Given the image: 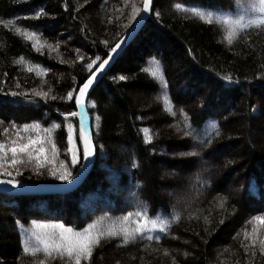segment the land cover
I'll list each match as a JSON object with an SVG mask.
<instances>
[{
    "label": "trees",
    "instance_id": "1",
    "mask_svg": "<svg viewBox=\"0 0 264 264\" xmlns=\"http://www.w3.org/2000/svg\"><path fill=\"white\" fill-rule=\"evenodd\" d=\"M133 2L142 8V0L127 5L124 0H0V21H13L9 27L0 23V81L5 91L51 87L50 95L57 97L0 108V141L10 143L12 133L3 134L9 122L38 123L41 129L60 124L53 129L52 143L58 159H65L71 122L78 148V161L70 165L72 177L80 171L85 158L78 117L67 114L78 111L79 87L138 17L128 19ZM195 5L220 6L232 16L238 11L236 0L153 1L142 30L89 96L96 160L84 181L62 193H0V264H32L31 254L22 251L21 237V228H31L32 221L63 223L76 231L96 224L106 230L141 208L149 217L169 220L168 230L137 234L127 245L122 236L102 239L90 260L81 264H264L259 248L264 226L249 223L251 217L264 216V28L244 29L228 45L222 25L185 11ZM17 27L39 33L45 44L41 52L15 31ZM21 57L28 63H14ZM89 63L91 69L86 68ZM36 65L46 70L42 76L36 75ZM225 75L232 80H223ZM69 91L71 100L66 98ZM185 120L193 133L187 137ZM144 128L152 137L149 143H144ZM205 140L209 142L202 143ZM51 146L45 144L48 155ZM188 152L196 155H181ZM15 179L65 182L46 170L38 174L32 166H21ZM177 214L179 220H173Z\"/></svg>",
    "mask_w": 264,
    "mask_h": 264
},
{
    "label": "snow or ice",
    "instance_id": "2",
    "mask_svg": "<svg viewBox=\"0 0 264 264\" xmlns=\"http://www.w3.org/2000/svg\"><path fill=\"white\" fill-rule=\"evenodd\" d=\"M87 2V0H85ZM129 0H124L127 5ZM150 0H142V8L137 7L133 2L132 15L128 17L129 20H133L137 15H143L149 12ZM236 6L238 11L235 16L227 14L228 11L220 6H203L195 5L191 6L185 11H191L196 17L201 20H207L209 24L216 21L224 27L226 32V40L228 45H232L237 37V34L248 28H264V0H236ZM176 10L180 11V5H176ZM43 14V9L36 12V16L40 17ZM161 13L157 12L159 16ZM5 27L13 25V21L7 22L0 21ZM15 31L21 35L25 40L32 41V48L37 52H41L45 44H42L39 40V33L37 31H28L27 29L21 30L17 27ZM106 43V42H105ZM47 47L50 51L55 50L51 44ZM59 47V44L56 46ZM120 47L119 44L112 48V52H116V49ZM79 53L80 49H76ZM77 59H83V56H78ZM96 59H100L96 57ZM65 62V61H62ZM95 61H93L94 63ZM16 64H27L28 61L21 57L14 61ZM70 63V62H69ZM108 61L105 60L100 68H103ZM36 75L42 76L45 69H41L39 65L35 66ZM87 69L92 68V63L86 65ZM29 72H32L33 67H28ZM100 69H97L98 72ZM159 71V69H157ZM96 72H90L87 80L79 87V92L75 95V104L79 111H72L67 114L68 117H78L79 130L78 139L82 144L83 156L85 159L90 158L94 154V146L92 133L90 131V125L86 122L84 108V97L90 86L93 85V80L96 77ZM156 72L152 75L156 76ZM6 75V74H5ZM264 79V76L261 77ZM75 79V78H73ZM120 80H124V76L119 77ZM162 90L166 92V85L163 84V76L161 75ZM223 80L230 81L232 77L229 75L223 76ZM16 88H20V84L15 85ZM185 87H188L185 85ZM52 88L48 87L47 91L31 89L28 92L24 91H5L3 87V81H0V108L6 106H23L24 104H31L33 98L40 97L44 100H56L55 95H50ZM68 100L73 99V92L67 93ZM167 99V97H165ZM65 99V97H60ZM171 111V109H169ZM175 115V113H172ZM100 119L99 116L96 117ZM0 125H3V121L0 120ZM60 124H53L51 127L41 129L38 123H24L23 125H17L14 122H9V127H3V134L7 136L10 132L12 136H8L10 143L0 141V175L5 177H11L9 179L0 180V183L12 185L15 187L18 181L15 179V175L21 174V166H32L33 171L38 174H43V170H46L48 175L53 176L60 181H70L72 174L70 165H75L78 161V148L76 138L74 137V127L71 122L67 123V147L65 150V159H58V149L54 143H52V132L54 128H60ZM187 120H185L184 135L190 136L193 133L189 129ZM212 128L216 130V134L219 135L218 126L214 123ZM144 133V143H149L152 137L149 135V129H142ZM21 132L36 133L35 136H22ZM45 135L42 137L40 133ZM27 142H24V141ZM205 140L202 143H208ZM51 144V154H46L45 144ZM11 153V155H9ZM70 155V162L68 156ZM181 155L194 156L196 153L188 152L181 153ZM229 163H231L229 161ZM133 167H136L134 164ZM226 199V198H225ZM220 207H223V200ZM132 217H136L132 220ZM179 215L173 217V220H179ZM205 222H208V218L205 217ZM255 221L261 226H264V216L256 215L250 218L249 223ZM223 221H221L222 223ZM31 228H21L22 237V251L25 254H31L34 258L32 264H50L51 261L59 260L60 264H81V261H89L92 257L93 251L101 244L102 239L109 237H123V244L127 245L129 242L134 241L137 238V234H144L146 232H152L153 230H159L165 232L170 227V221L166 219L149 217L147 211L141 208L135 212H128L123 215L119 220V225L115 222L108 226L106 230L98 228L96 224H91L85 227L83 230L76 231L72 227L65 226L63 223H37L32 221ZM134 225V226H130ZM256 232V227H253V237ZM249 233L245 232V236L248 237ZM148 239H152V236H148ZM155 239L159 241L161 237L155 236ZM256 243L253 238V244ZM259 248L262 254H264V239L259 241ZM247 251V247H245ZM42 253V259L37 258V254ZM255 255V252L252 253Z\"/></svg>",
    "mask_w": 264,
    "mask_h": 264
},
{
    "label": "water",
    "instance_id": "3",
    "mask_svg": "<svg viewBox=\"0 0 264 264\" xmlns=\"http://www.w3.org/2000/svg\"><path fill=\"white\" fill-rule=\"evenodd\" d=\"M152 3H153V0H150L149 12L143 15H138V17L136 18L132 26L119 40L117 44H119L120 47L116 49V52L110 53L109 57L106 59L108 63L105 64L103 68H100L99 66L97 68V69H100L98 72H96L97 69L95 70L96 77L93 80V85L90 86L87 93L85 94L84 108H83V111L85 112L86 122L90 125L91 133H92L91 120H90V116H89L88 109H87V103H88L89 96L91 92L93 91V89L96 87V85L102 80V78L107 74V72L113 66V64L115 63L118 56L122 53V51L133 41V39L142 30L145 22L150 17ZM92 139H93V134H92ZM93 146H94L93 156L90 158L84 159L82 168L75 176L72 177L70 181L58 183V184H34V183H19L18 182L15 187H13L12 185L0 183V193L10 194V195H42V194L69 192V191L74 190L84 181L85 177L91 170L96 160V147L94 144V139H93Z\"/></svg>",
    "mask_w": 264,
    "mask_h": 264
},
{
    "label": "bare ground",
    "instance_id": "4",
    "mask_svg": "<svg viewBox=\"0 0 264 264\" xmlns=\"http://www.w3.org/2000/svg\"><path fill=\"white\" fill-rule=\"evenodd\" d=\"M154 1V0H153ZM152 5H153V3H152ZM152 9V8H151ZM136 20V19H135Z\"/></svg>",
    "mask_w": 264,
    "mask_h": 264
}]
</instances>
